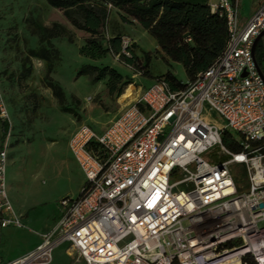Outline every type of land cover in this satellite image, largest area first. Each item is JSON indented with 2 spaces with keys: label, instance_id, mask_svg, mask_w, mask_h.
<instances>
[{
  "label": "built area",
  "instance_id": "2783aa9c",
  "mask_svg": "<svg viewBox=\"0 0 264 264\" xmlns=\"http://www.w3.org/2000/svg\"><path fill=\"white\" fill-rule=\"evenodd\" d=\"M208 5L227 27L217 59L177 89L154 79L99 131L79 124L68 138L85 177L79 194L58 201L35 248L0 264H49L62 242L85 264H264V82L251 54L264 0L242 25L239 0ZM130 42L122 36L125 49ZM225 130L236 149L223 143ZM7 146L0 229L23 226L7 195ZM233 163L244 165L243 184Z\"/></svg>",
  "mask_w": 264,
  "mask_h": 264
},
{
  "label": "rangeland",
  "instance_id": "374dc122",
  "mask_svg": "<svg viewBox=\"0 0 264 264\" xmlns=\"http://www.w3.org/2000/svg\"><path fill=\"white\" fill-rule=\"evenodd\" d=\"M260 1L240 0V25ZM111 19L116 20V24L107 25L108 33L113 29L120 31L130 39L131 45L136 44L133 49L140 58L139 66L126 64L121 56L111 52L98 59L81 54L80 48L89 34L73 26L46 0H0V85L5 118L9 121L7 137L12 139L7 146L10 160L7 175L16 193L25 197L26 202L43 198L53 204L62 197L79 194L83 174L67 149L68 138L79 124L103 129L152 80L164 78L166 73H171L182 85L189 81L183 66L164 56L158 46H152V36L143 34L138 24H126L123 30L115 8L111 10ZM54 23L63 25L68 35L50 38L49 45L41 38L36 25L51 27ZM40 47L49 49L50 72L46 60L30 55L31 49ZM141 49L149 53L148 63L144 62ZM106 66L120 72L122 80L106 74L97 81L96 74ZM86 71L93 74L79 75ZM109 78L110 83L115 84L114 92H109ZM50 83L60 86L62 103L53 94ZM211 114L220 121L215 113ZM230 168L238 183L243 184L246 181L244 165L233 163ZM49 213L51 219L54 215ZM260 225H264V221ZM29 228L25 224L3 229L0 252L7 256L26 244L21 233H28ZM49 264L85 263L72 254L69 242H62L54 249Z\"/></svg>",
  "mask_w": 264,
  "mask_h": 264
},
{
  "label": "trees",
  "instance_id": "16d2710c",
  "mask_svg": "<svg viewBox=\"0 0 264 264\" xmlns=\"http://www.w3.org/2000/svg\"><path fill=\"white\" fill-rule=\"evenodd\" d=\"M59 9L65 19L76 28L89 34L80 53L92 59H98L105 53L111 52L122 57L126 64L140 65V58L134 51L136 44L122 46L120 31H107L111 19L112 8L117 9L119 20L126 24H138L156 41L159 50L174 62L180 63L186 77L193 80L198 72L205 70L222 52L227 41L228 33L223 17L209 9V0H46ZM41 38L49 45L50 38L68 35L65 27L54 23L51 27L37 24ZM116 28V27H115ZM57 52L56 49H54ZM129 52L127 55L125 52ZM31 56L46 60L47 71L52 69L49 49L40 47L31 49ZM144 62L148 63L149 53L141 49ZM255 56L258 65L264 71V36L259 41ZM94 68V67H92ZM93 74L90 71L79 72V75ZM107 75L117 81L122 80V74L113 67H104L96 74L97 81ZM147 76H150L147 74ZM160 79V78H156ZM165 79L172 89L183 85L171 73H166ZM125 83V82H123ZM53 94L62 103L63 93L56 83H50ZM109 92L116 90L115 84L107 81ZM67 110V109H63ZM9 130V121L1 117L0 147L3 145ZM223 143L236 149L230 132L222 133Z\"/></svg>",
  "mask_w": 264,
  "mask_h": 264
},
{
  "label": "crops",
  "instance_id": "0c3cea01",
  "mask_svg": "<svg viewBox=\"0 0 264 264\" xmlns=\"http://www.w3.org/2000/svg\"><path fill=\"white\" fill-rule=\"evenodd\" d=\"M262 2H263V0H261L259 2L257 8L259 7V5ZM239 6H240V0H239ZM256 9L251 11L248 14V17ZM240 15H241V7H240ZM121 23L123 24L121 28H123V30H126V28H127L126 27V23H123V22H121ZM140 28L142 29V32H144L143 34L148 36L149 33L146 30H144L141 26H140ZM153 40H154V43H151V41H150V44L155 47V46H157V43H156L154 38H153ZM152 81H151V83H152ZM1 134H2V132H1V117H0V138H1ZM10 140H12L11 137H6L5 141L8 142ZM67 149L69 151L68 141H67ZM70 154H71V152H70ZM74 162H75L76 166L79 168V166H78V164L76 163L75 160H74ZM8 167H9V170H10L9 157H8L7 168H6V184H7V195H8V198H9V200L11 202V205H12L14 211L18 215H20V218H21V221L23 223V226L26 224L30 228H29V232L28 233H21V236L25 237V239L27 240L26 244H24L23 246H19L18 250L10 253L7 256H4L3 253L0 252V258L3 261H10V260L16 259L18 257H21V256L25 255L26 253H28L33 248H35L41 241V235L43 233H45L46 231H48L56 223L54 221H55L56 217L57 218L59 217V211H60L59 210L58 201L56 203H53V204H48L49 203L48 201H45L43 198H41V199H38L36 201H31V202L28 201V202H26V198L21 196V195H19V194H17L16 191H15V187L12 186V184L10 183V180H8V175H7ZM79 170H80V168H79ZM83 180L85 181L84 175H83ZM84 181H83V183H84ZM49 212H53V215H54L51 219H50V213ZM52 219H54V220L52 221ZM6 228H8V227H6ZM6 228H3V229H6ZM3 229H0V241L2 239L1 238V233H2Z\"/></svg>",
  "mask_w": 264,
  "mask_h": 264
},
{
  "label": "water",
  "instance_id": "95a60500",
  "mask_svg": "<svg viewBox=\"0 0 264 264\" xmlns=\"http://www.w3.org/2000/svg\"><path fill=\"white\" fill-rule=\"evenodd\" d=\"M264 36V29H262L257 35L256 37L253 39V42H252V45H251V54H252V57H253V61L255 63V66H256V69L260 75V77L262 78L263 82H264V71L260 68V66L258 65L257 63V60H256V56H255V50H256V47L259 43V41L263 38ZM260 206H262V204H260Z\"/></svg>",
  "mask_w": 264,
  "mask_h": 264
}]
</instances>
